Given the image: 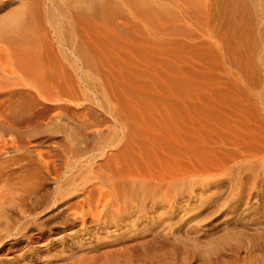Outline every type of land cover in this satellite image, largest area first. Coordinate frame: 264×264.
<instances>
[{"label":"rangeland","instance_id":"374dc122","mask_svg":"<svg viewBox=\"0 0 264 264\" xmlns=\"http://www.w3.org/2000/svg\"><path fill=\"white\" fill-rule=\"evenodd\" d=\"M78 1L83 0H0V23L31 13L38 22L40 38L33 45L41 60L39 74L54 101H44L41 110L28 109L21 121L37 126L28 133L33 154L48 151L55 165L42 181V198L29 209L38 212L34 216L19 205L32 173L0 175V264H126L120 255L124 247L138 249L143 243L150 256H136L130 264H264V9L254 10L245 0H211L205 23L180 14V30L162 35L163 22V27L146 24L143 12L133 7L139 0H104L117 9L108 19L78 17L73 6ZM145 1L152 8L170 5L173 10L172 0ZM8 33L0 37V65L6 68L13 60L9 38L17 36L14 30ZM175 82L184 87L192 83L200 113L217 112L211 115L214 123L201 120L199 140L205 150L198 155L195 201L188 202L185 195L181 208L169 213L171 234L160 248L155 225L144 227V221L132 234L103 238L100 233L89 244L80 242V224L69 207L82 194L68 191L84 181L91 158L118 134L114 112L134 102V94L150 99L151 106L168 103ZM17 92L6 105L21 102ZM219 113L222 124L216 121ZM80 122L91 127L71 140L74 124ZM213 141L230 144L217 151ZM84 220L94 228L88 215Z\"/></svg>","mask_w":264,"mask_h":264},{"label":"bare ground","instance_id":"6f19581e","mask_svg":"<svg viewBox=\"0 0 264 264\" xmlns=\"http://www.w3.org/2000/svg\"><path fill=\"white\" fill-rule=\"evenodd\" d=\"M210 1L211 0H172V4H170L173 10H171L168 9L170 5L169 7L167 6L168 8L163 5L159 8H152L146 4L145 0H139L133 7L137 10L139 9V13L141 11L143 12V16L147 18V21H145L146 24L149 21L148 23L155 26L163 22L166 32L162 31V35L163 33L167 35V31L177 32L180 30L177 25V23H179L177 21L179 20L180 14H183V16H180L181 19L184 18V16L187 18L189 16L194 18L193 20L190 19V21L192 20L195 22L204 19L203 22L205 23V13L211 5L209 3ZM245 1L248 2L254 10L259 7L264 9V0ZM78 3L79 1L73 5L74 8L76 7L74 10L78 17L86 16V14H98L103 17L106 16L108 19V16L110 18L117 10H113L111 4L109 6V3L104 2V0H83L79 4ZM89 17L91 18L92 15ZM163 23L161 27H163ZM150 24L149 26H151ZM38 28V22L34 13H31L26 18L17 16L5 23H0V37L10 35L8 32L11 30L17 33L16 37H8L10 39V51L12 52L11 57L13 56L10 67L6 68L4 67L5 65H0V175L10 177L12 175L21 174L26 170L32 173V179L29 182L30 185L26 187L25 190L23 189L19 199L20 207L28 216H34L38 213L37 211H29V209L31 206L33 208V205L42 198V181L46 179V175L51 176L55 167L54 160L52 159L53 155L49 154L48 151L46 153L38 151L33 154L35 149L32 150L31 148L34 145L30 142L28 133L32 131L30 129H36L37 126L30 124L32 121L28 124L21 121L25 112H28V109L33 110V112L34 110H39V108L41 110L45 104L44 101H54V95L45 88L43 83L44 80L41 74H39L41 60L33 45V43H37L40 38ZM125 29L118 27V30L122 33L126 32ZM181 29L183 28L181 27ZM157 30L160 31L159 29ZM158 31L155 30L157 33ZM182 32L183 31H181V33ZM159 34L160 33H158V35ZM261 36L264 44V27L261 30ZM261 62L264 67V53ZM144 84L147 85L146 83ZM173 85H175L173 87L174 90H170L168 94L170 95V99L173 100H169L168 103H160L158 104L159 106H151L149 105V98L148 101L147 98L134 94L137 98L134 99L135 103H124L122 107L117 109L114 112L115 116L117 115V119L113 121H115L114 126H117L118 134L110 140L107 147L99 151L98 156L91 158L90 166L87 169L88 175L84 181H80L81 183L79 184L77 183L76 187L74 186V188H71L72 190L70 189L68 191L69 188H67L68 192L81 191L80 194H82L81 199L79 201L77 200L78 202L76 201L74 205L69 207L72 211L73 219L79 221L80 224L78 230L79 237H81L79 238L80 242L84 241L83 243L89 244L90 238L95 240L100 233H105L103 238L109 234H113L112 236L115 237L132 234V232L137 230V226L144 221V227H148L147 225L150 223V225H155V243L160 248L163 240L170 231L171 222L169 220V213L174 214L181 208L178 205L183 197L187 196L188 202L195 201L199 179L197 178L199 174L198 159H200L198 155L199 153L202 154L201 151L205 150V142L199 140V136H201L200 133H202L199 129L203 120L209 123L211 121L213 122L215 118L213 119L212 116L216 114L212 115V112H217L211 111L212 116L206 111L199 112L201 107L197 105L198 92L195 87H191L192 83L190 84L191 86L189 84V86L185 85L186 87L179 86L180 84L178 82H175ZM141 86H143V84ZM133 87L134 86H132V88ZM18 89H23V91H19ZM15 90H18V92ZM119 91L118 89V93ZM123 91H125V89ZM126 91L130 93L129 90ZM14 92H17L21 102L18 104L11 103L10 105H6L9 99L8 97ZM261 96L264 102V89ZM121 98H123V96ZM55 100L59 101V98ZM128 101L130 103V100ZM8 109L11 112L10 114H7ZM219 115L221 116L220 113L217 114V116ZM220 116L216 117L218 118L216 121H220ZM8 117H10L9 120ZM222 121H220L221 124ZM241 125L239 127H241ZM90 127L89 124L84 122L74 124L73 128L75 131L74 134H71L73 135L72 138L69 137L71 135H68L65 139L69 137L71 140H75L77 137L79 138L85 135L83 134L85 133L84 131ZM230 141L232 140L230 139ZM227 143L230 144L229 142ZM213 144L216 145L217 151L224 150L226 145L225 141H213ZM200 156L201 159L206 157L205 154L204 156ZM206 172L208 173V171ZM202 173L200 172V174ZM60 193H62V191H60ZM70 204H72V202ZM194 204L189 203L188 205L192 207ZM165 207H168V209H165ZM186 212L187 210L184 208V212L181 216ZM87 215L93 223V229L85 223L84 218ZM163 216H166L164 217L165 219H162ZM169 233L171 234V231ZM58 239L60 241L63 240V235ZM135 246L136 245L132 247L129 246L127 248L125 246V249L120 253V255L123 253L121 257L123 262L125 260L126 264L132 263L136 256L139 258L150 256L151 249L148 244H140L138 249ZM69 256H72V254ZM80 259L81 261L83 260L82 257ZM146 260L144 259V261ZM78 261L79 259L77 262ZM82 263L83 262L80 264Z\"/></svg>","mask_w":264,"mask_h":264}]
</instances>
